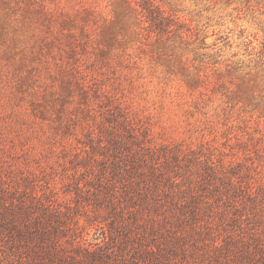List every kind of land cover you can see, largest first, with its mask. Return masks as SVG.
<instances>
[{
  "label": "rangeland",
  "instance_id": "1",
  "mask_svg": "<svg viewBox=\"0 0 264 264\" xmlns=\"http://www.w3.org/2000/svg\"><path fill=\"white\" fill-rule=\"evenodd\" d=\"M117 1L0 0V169L26 164L48 181L53 200L70 209L62 227L108 226L90 212L93 183L77 169L70 148L78 142L76 134L62 135L50 108L59 86L47 70L57 72L56 63L66 62L67 44L51 54L43 49L48 69L19 82L21 41L31 34L51 38V29L56 35L60 16L70 18L64 30L77 45L85 87L96 82L116 93L155 141L192 158L236 166L242 181L264 180V0H156L170 14L168 31L147 33L133 14L121 16L109 27L116 41L103 58L97 41L100 29L114 20L113 9H120ZM41 7L54 15L49 27ZM77 98H68L66 108H75ZM42 107L46 118L40 116ZM99 117L97 111L91 114V123ZM79 129L74 133L81 135Z\"/></svg>",
  "mask_w": 264,
  "mask_h": 264
},
{
  "label": "trees",
  "instance_id": "2",
  "mask_svg": "<svg viewBox=\"0 0 264 264\" xmlns=\"http://www.w3.org/2000/svg\"><path fill=\"white\" fill-rule=\"evenodd\" d=\"M116 5L120 9H113L114 20L100 29L97 41L103 58L116 41L109 27L121 16L133 14L147 33L169 29L170 14L156 0H118ZM40 11L49 27L53 13ZM69 19L60 16L61 29L56 35L51 29V38L31 34L21 41V55L31 64L20 55L19 82L48 69L43 49L51 54L67 44L66 62L56 63L57 72L47 70L59 86L50 108L59 132L76 134L78 142L70 148L77 169L93 183L90 212L108 227H62L70 209L53 200L51 184L26 164L8 165L0 169V264H264V180L242 181L236 166L192 158L155 141L139 129L116 93L96 82L85 87L77 45L64 30ZM85 32L82 27L80 35ZM75 95V108L67 109L65 103ZM96 111L100 117L91 123ZM39 113L46 118L45 107ZM77 126L81 135L74 133Z\"/></svg>",
  "mask_w": 264,
  "mask_h": 264
}]
</instances>
